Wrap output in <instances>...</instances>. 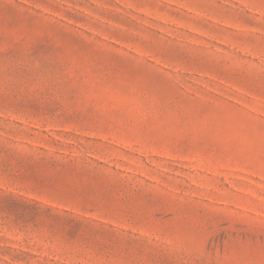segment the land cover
Returning <instances> with one entry per match:
<instances>
[{
  "label": "rangeland",
  "instance_id": "rangeland-1",
  "mask_svg": "<svg viewBox=\"0 0 264 264\" xmlns=\"http://www.w3.org/2000/svg\"><path fill=\"white\" fill-rule=\"evenodd\" d=\"M0 264H264V0H0Z\"/></svg>",
  "mask_w": 264,
  "mask_h": 264
}]
</instances>
